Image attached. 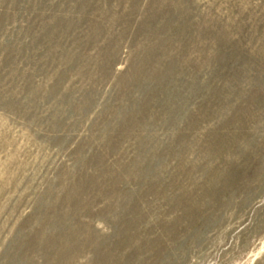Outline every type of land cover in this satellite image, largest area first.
Instances as JSON below:
<instances>
[{"label":"rangeland","instance_id":"rangeland-1","mask_svg":"<svg viewBox=\"0 0 264 264\" xmlns=\"http://www.w3.org/2000/svg\"><path fill=\"white\" fill-rule=\"evenodd\" d=\"M0 264H264V0H0Z\"/></svg>","mask_w":264,"mask_h":264}]
</instances>
